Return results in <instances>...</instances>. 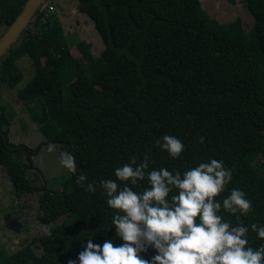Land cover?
<instances>
[{
    "label": "trees",
    "instance_id": "1",
    "mask_svg": "<svg viewBox=\"0 0 264 264\" xmlns=\"http://www.w3.org/2000/svg\"><path fill=\"white\" fill-rule=\"evenodd\" d=\"M25 1L0 0V35ZM244 2L253 17L248 32L239 18L221 23L210 17L199 0H77L76 9L104 44L94 57L91 43L79 41V58L47 3L36 12L0 61V85L15 88L23 78L17 61L31 59L34 72L17 98L45 143H60L75 157L77 172L57 178L60 189L53 183L47 189L38 173L25 175L28 162L4 150L12 144L0 94V164L16 194L42 190L37 217L47 226L29 244L0 250V264H79L89 239L123 244L100 182L116 180L117 168L133 157L139 164L145 155L149 171L183 173L223 161L232 180L217 200L232 189L243 191L252 202V211L240 217L249 246L264 245L251 230L264 226V0ZM164 135L185 145L179 158L156 144ZM80 175L87 177L83 186L76 183ZM89 183L95 192L86 191ZM147 186L145 178L134 191ZM221 214L237 224L235 216ZM156 254L149 247L139 255L151 264Z\"/></svg>",
    "mask_w": 264,
    "mask_h": 264
},
{
    "label": "clouds",
    "instance_id": "2",
    "mask_svg": "<svg viewBox=\"0 0 264 264\" xmlns=\"http://www.w3.org/2000/svg\"><path fill=\"white\" fill-rule=\"evenodd\" d=\"M156 144L173 160L185 149L179 139L169 135ZM60 157L62 167L75 174V157L67 151ZM148 169L147 155L139 164L133 157L115 170L116 180L100 182L108 197L107 205L116 210L112 223L124 243L116 245L108 239L101 246L89 239L78 256L79 264H149L139 255L149 247L157 252L151 264L264 262V245L258 249L249 246V228L240 222L241 216L252 211L246 194L232 189L222 203L217 200L232 180V170L226 169L223 161L211 159L183 173L163 167ZM145 178L148 186L142 192L134 191V186ZM86 180L80 175L76 183L83 186ZM86 191L95 192V184L89 183ZM222 212L235 216L237 224L225 220ZM251 230L264 240V226L252 224Z\"/></svg>",
    "mask_w": 264,
    "mask_h": 264
},
{
    "label": "rangeland",
    "instance_id": "3",
    "mask_svg": "<svg viewBox=\"0 0 264 264\" xmlns=\"http://www.w3.org/2000/svg\"><path fill=\"white\" fill-rule=\"evenodd\" d=\"M50 1L53 10L47 12L54 14L61 24L71 55L75 58L81 57L77 43L85 41L91 43V54L94 57L98 56L104 48L103 41L94 28L93 22L76 9L77 0ZM199 1L202 9L221 23L239 18L245 32L251 29L253 17L244 0ZM44 4L46 5V3ZM17 64L23 72V78L18 85L13 89L6 85H0L2 105L10 119L7 132L8 143L14 146L10 149L18 150L14 151V155H11L13 158L18 155L17 158L20 156L23 161L28 162L25 169L27 177L36 178L34 174L38 173L42 185L47 186V189L51 188L52 183L54 189H60L61 185L56 183L57 178L68 172L60 163V153L63 152V147L60 143H45L43 135L29 119L26 106L17 98L16 91L24 86L34 72L31 59L27 56L21 57ZM24 147L30 149L31 153H24L22 150ZM38 182L39 180H37ZM41 195L42 190L34 193L16 194L5 167L0 164V250L3 249L4 253L13 252L25 244H29L34 237L47 229V226L42 225L37 217L39 213L38 201ZM34 247L36 250L39 248L36 243H34Z\"/></svg>",
    "mask_w": 264,
    "mask_h": 264
},
{
    "label": "water",
    "instance_id": "4",
    "mask_svg": "<svg viewBox=\"0 0 264 264\" xmlns=\"http://www.w3.org/2000/svg\"><path fill=\"white\" fill-rule=\"evenodd\" d=\"M47 3V0H26L20 13L0 35V61L10 47L21 38L36 12ZM30 163V162H29Z\"/></svg>",
    "mask_w": 264,
    "mask_h": 264
},
{
    "label": "flooded vegetation",
    "instance_id": "5",
    "mask_svg": "<svg viewBox=\"0 0 264 264\" xmlns=\"http://www.w3.org/2000/svg\"><path fill=\"white\" fill-rule=\"evenodd\" d=\"M12 147H14V146H12ZM4 150L6 151V153L11 152V151H12V153H14V151L15 152L18 151L17 149L12 150V149L8 148L5 144H4ZM22 150H23L24 153H28V154L31 153V150L30 149H27V147L22 148Z\"/></svg>",
    "mask_w": 264,
    "mask_h": 264
},
{
    "label": "built area",
    "instance_id": "6",
    "mask_svg": "<svg viewBox=\"0 0 264 264\" xmlns=\"http://www.w3.org/2000/svg\"><path fill=\"white\" fill-rule=\"evenodd\" d=\"M48 7H47V11H51L53 10V6L48 2L47 3Z\"/></svg>",
    "mask_w": 264,
    "mask_h": 264
}]
</instances>
